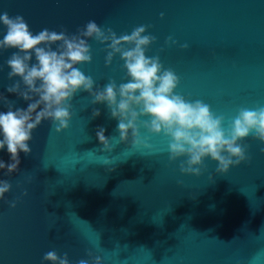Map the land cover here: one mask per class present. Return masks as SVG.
<instances>
[{"label":"water","instance_id":"obj_1","mask_svg":"<svg viewBox=\"0 0 264 264\" xmlns=\"http://www.w3.org/2000/svg\"><path fill=\"white\" fill-rule=\"evenodd\" d=\"M4 12L22 16L33 34L71 36L88 21L117 36L147 26L156 41L146 55L179 77L175 93L208 104L225 128L240 108L264 107V0H0ZM5 34L0 23V39ZM169 36L177 43H166ZM88 43L92 61L76 67L93 78L94 90L128 81L119 54L106 65L107 44ZM15 51H0V94L14 109L27 108L6 90L19 80L8 78ZM91 101L78 92L69 127L57 133L43 121L28 142L31 153H20L19 170H0L12 185L0 199V264H50L42 258L52 250L67 253L69 264L95 256L101 264H264V143L241 140L249 159L227 173L208 157L200 175L183 174V158L169 159V138L143 127L147 117L138 126L151 147H132L131 133L119 142L106 103ZM7 110L0 101V112ZM100 127L110 152L101 151ZM0 160L10 162L6 148Z\"/></svg>","mask_w":264,"mask_h":264},{"label":"clouds","instance_id":"obj_2","mask_svg":"<svg viewBox=\"0 0 264 264\" xmlns=\"http://www.w3.org/2000/svg\"><path fill=\"white\" fill-rule=\"evenodd\" d=\"M0 23L6 28L0 39V51L17 50L6 63L9 80L16 77L19 80L6 90L28 102L27 108L14 109L7 97L0 94V101L8 105L6 112H0V151L6 148L10 157L7 163L0 160V170L5 175L19 170L21 152L31 153L28 142L43 121L50 120L57 133L69 127L70 101L80 91L88 92L93 104L106 103L111 117L118 120L119 142L127 141L131 133L132 147L150 148L141 139L138 126L141 117H147L142 121L143 127L169 138V159L183 158L179 165L183 174L200 175V166L208 157L217 162V172L227 173L231 166L249 159L246 146L239 143L241 140L251 135L264 143V107L240 108L225 128V117L214 114L208 104L176 94L179 77L173 70L163 68L159 56L146 55V49L156 41L155 36L145 34L147 26H137L130 34L117 36L111 28L104 29L95 21H88L77 34L69 36L64 31L48 29L33 34L22 16L11 17L7 12L0 14ZM89 39L107 44L106 65L119 54L129 78L127 82L117 85L110 80L103 89L94 90L93 78L76 67L92 61ZM166 43L177 41L169 36ZM53 45L57 47L53 49ZM180 47L187 49L189 45ZM99 115L98 109L92 113L93 118ZM105 131L98 128L96 136L103 145L101 151L110 152L113 146ZM11 187L8 180L0 179V199ZM10 206L15 207V202ZM42 259L50 264H69L67 253L61 256L55 250L46 252ZM101 259L95 256L91 264H101ZM259 259V255L253 257L254 262ZM78 264L90 261L81 259Z\"/></svg>","mask_w":264,"mask_h":264}]
</instances>
